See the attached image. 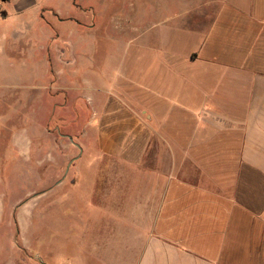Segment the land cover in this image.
<instances>
[{"label": "crops", "instance_id": "crops-1", "mask_svg": "<svg viewBox=\"0 0 264 264\" xmlns=\"http://www.w3.org/2000/svg\"><path fill=\"white\" fill-rule=\"evenodd\" d=\"M30 7L17 4L19 13ZM132 16L114 28L128 36L117 41V58L93 75L94 43L53 38L44 56L49 111L86 100L83 153L93 143L100 166L77 172L71 140L65 160L85 193L79 200L93 205L91 251L112 261L98 264H264V0H194L168 20L149 14L142 26ZM169 20L180 24L171 39L151 41ZM77 24L83 34L97 29ZM78 118L66 136L75 137ZM44 127L60 188L55 135Z\"/></svg>", "mask_w": 264, "mask_h": 264}, {"label": "rangeland", "instance_id": "rangeland-1", "mask_svg": "<svg viewBox=\"0 0 264 264\" xmlns=\"http://www.w3.org/2000/svg\"><path fill=\"white\" fill-rule=\"evenodd\" d=\"M19 1L0 0V264L110 262L111 255L103 262L91 251L95 224L87 222L86 217L92 216L88 211L93 205L79 200L85 193L71 184L75 167L69 171L65 160L71 145L67 128L72 119L79 117L70 125L75 135L71 134L72 142L81 155L76 162L77 172L86 175L100 166L92 156L93 143L91 151L83 153L86 100L66 107L75 110L58 112L64 107L57 106L56 111H49L50 102L44 94L50 86L46 47L49 42L53 45V38L59 46L69 41L94 43V47L87 48L92 65L89 72L93 75L117 58V41H125L128 36L124 33L120 37L114 28L126 26L131 11L132 20L142 26L149 14L168 20L181 6L193 7L194 0H26L33 7L24 13L17 9ZM77 23H96L97 29L83 34V27ZM183 25L185 39L193 26L190 22ZM176 27H180L179 22L167 21L151 32V41L163 39L159 36H168ZM66 93L69 91L56 93L57 103L65 102ZM45 125L56 139V181L65 178L60 188L52 187L48 156L53 146L45 138ZM26 140L31 141L30 147L24 144ZM41 190L46 191L40 194ZM15 211L25 221L18 218L19 223L14 222Z\"/></svg>", "mask_w": 264, "mask_h": 264}, {"label": "water", "instance_id": "water-1", "mask_svg": "<svg viewBox=\"0 0 264 264\" xmlns=\"http://www.w3.org/2000/svg\"><path fill=\"white\" fill-rule=\"evenodd\" d=\"M71 141H73V138L72 137H68Z\"/></svg>", "mask_w": 264, "mask_h": 264}, {"label": "trees", "instance_id": "trees-1", "mask_svg": "<svg viewBox=\"0 0 264 264\" xmlns=\"http://www.w3.org/2000/svg\"><path fill=\"white\" fill-rule=\"evenodd\" d=\"M8 1V0H7Z\"/></svg>", "mask_w": 264, "mask_h": 264}]
</instances>
